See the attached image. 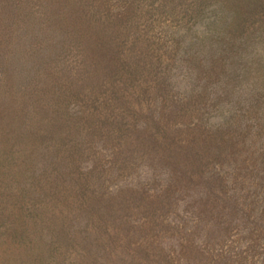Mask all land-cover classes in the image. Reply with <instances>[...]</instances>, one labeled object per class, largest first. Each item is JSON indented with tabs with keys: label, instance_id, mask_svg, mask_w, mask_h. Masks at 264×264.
<instances>
[{
	"label": "rangeland",
	"instance_id": "rangeland-1",
	"mask_svg": "<svg viewBox=\"0 0 264 264\" xmlns=\"http://www.w3.org/2000/svg\"><path fill=\"white\" fill-rule=\"evenodd\" d=\"M0 264H264V0H0Z\"/></svg>",
	"mask_w": 264,
	"mask_h": 264
},
{
	"label": "trees",
	"instance_id": "trees-1",
	"mask_svg": "<svg viewBox=\"0 0 264 264\" xmlns=\"http://www.w3.org/2000/svg\"><path fill=\"white\" fill-rule=\"evenodd\" d=\"M53 134H52V132L49 134V136L48 137H51Z\"/></svg>",
	"mask_w": 264,
	"mask_h": 264
}]
</instances>
